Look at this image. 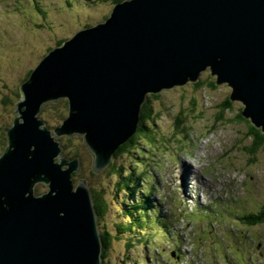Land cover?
Returning <instances> with one entry per match:
<instances>
[{
	"label": "water",
	"instance_id": "1",
	"mask_svg": "<svg viewBox=\"0 0 264 264\" xmlns=\"http://www.w3.org/2000/svg\"><path fill=\"white\" fill-rule=\"evenodd\" d=\"M209 70L264 134V0H127L51 50L21 86L0 155V264H102L93 190L58 137H83L104 172L135 134L149 94ZM68 99L54 129L45 105ZM39 184L48 192L37 193Z\"/></svg>",
	"mask_w": 264,
	"mask_h": 264
},
{
	"label": "rangeland",
	"instance_id": "2",
	"mask_svg": "<svg viewBox=\"0 0 264 264\" xmlns=\"http://www.w3.org/2000/svg\"><path fill=\"white\" fill-rule=\"evenodd\" d=\"M123 1L0 0V155L7 144L5 128L17 115L20 86L29 73L60 41L105 22ZM215 81L207 70L200 86L189 83L150 94L159 95L146 100L154 117V141L140 139L137 150L115 157L116 170L109 166L95 173L83 137L57 138L63 156L80 161L75 185L87 181L109 207L99 217L103 245L111 238L102 264H264V222L245 224L238 216L249 211L259 215L264 207V144L253 150L252 124L241 116L244 105L229 101L232 88ZM50 104L42 112L53 119L65 103ZM41 118L50 129L59 125ZM170 185L174 191L168 190ZM46 192V185L37 186L39 195ZM201 208L214 210L209 217L215 224L204 221L209 219L204 212L203 221L206 231L218 237L194 246L192 235L201 236L195 231ZM164 223L171 224L166 235ZM128 225L133 230L119 232Z\"/></svg>",
	"mask_w": 264,
	"mask_h": 264
},
{
	"label": "trees",
	"instance_id": "3",
	"mask_svg": "<svg viewBox=\"0 0 264 264\" xmlns=\"http://www.w3.org/2000/svg\"><path fill=\"white\" fill-rule=\"evenodd\" d=\"M64 41V40H63ZM63 41H60L58 44H62ZM51 50V49H50ZM49 50V51H50ZM32 72V71H31ZM30 72V73H31ZM30 73H29V76H30ZM29 76L27 77V79L29 78ZM202 83H197L198 86H200ZM215 87V85H214ZM150 97H155V98H158L159 95H150ZM149 97V98H150ZM65 101H60L58 103H65V107H60L56 113V115L53 117V119H50V118H46L45 114H46V111L45 112H42V115L44 118H46L48 120L49 123H53L54 126L58 125V124H61L62 121L65 119V116L67 115V109H68V102L66 99H63ZM230 101V100H229ZM49 106V105H48ZM46 105L45 108L48 107ZM51 106V104H50ZM44 108V110H45ZM229 107H225L223 108V113L226 112L228 110ZM152 115V110H151V106H150V99L145 103V105L143 106V109H142V119H141V123H140V126L138 128V131L136 132V134L131 137V139L124 145H122L116 152V158H119L121 157L122 155L124 154H127V153H130L133 150H137V145L139 144L140 142V139H146L147 141H150V142H153L154 141V138H152L151 136V130L153 129L150 125V123L154 120L151 116ZM248 121V120H247ZM250 134L251 136L255 139V144L253 146V150H256L259 146L263 145L264 144V134L262 133L261 130L259 129H256L253 125H251V131H250ZM110 168L111 169H114L116 170V164H115V160L111 163L110 165ZM123 181L126 182V180L124 179ZM122 182V180H121ZM126 185H130V183L126 182ZM93 195H94V200H95V206L97 208V211H98V215L99 217L101 216H105L109 210V207L106 203V201H104L103 199V195H101V193H97V191L94 193L93 191ZM261 213L258 215V213L256 212H250L248 214H241L240 215V219H243L244 223L246 224H250V225H253V224H260L262 222H264V207H262L261 209ZM203 216H200L199 219H201L202 221V225L203 227L202 228H199V230H195L197 231V236L198 234H201L200 238H196L194 237L193 238V243H194V246H197V243H202L201 239L202 238V235L205 237L206 235V241L205 242H209V244H211V241L212 240H215V238H217L218 234H214L213 236L211 235V230L209 229V231L207 230L206 231V227L204 226L205 225V220L203 221ZM207 221H212V219H206ZM164 229L162 230L163 234L166 235V233L168 231L171 230V224H163L162 226ZM121 229L119 230V232H123L126 228L129 229L130 231L133 230L129 225L127 227H120ZM208 233H210L209 235H207ZM236 234V233H235ZM108 234H104V236H107ZM210 236V237H209ZM109 238L108 239H105V243H104V253H103V256L104 255H107L108 253V249L110 248V236H108ZM200 241V242H199ZM220 241V240H218ZM204 242V243H205ZM213 246V245H212ZM105 257V256H104Z\"/></svg>",
	"mask_w": 264,
	"mask_h": 264
},
{
	"label": "bare ground",
	"instance_id": "4",
	"mask_svg": "<svg viewBox=\"0 0 264 264\" xmlns=\"http://www.w3.org/2000/svg\"><path fill=\"white\" fill-rule=\"evenodd\" d=\"M36 2H37V1H34V3H36ZM15 4H16V3H15ZM21 5H22V4H21ZM34 5H35V4H34ZM39 7H40V6H39ZM40 8H41V7H40ZM40 8H39V11H40V12L43 11V9H42V8L40 9ZM109 17H110V16H109ZM101 23H103V22H101ZM98 24H99V23H98ZM96 25H97V24H96ZM94 26H95V25H94ZM90 27H93V26H90ZM85 28H89V27H85ZM85 28H83V29H85ZM83 29H81V30H83ZM81 30H79V31H81ZM38 31H39V30H38ZM79 31H78V32H79ZM76 33H77V32H76ZM65 41H67V40H65ZM65 41H64V42H65ZM64 42H63V43H64ZM63 43H62V44H63ZM62 44H60V45H62ZM60 45H58V46H60ZM58 46H57V47H58ZM55 48H56V47H55ZM55 48H54V49H55ZM51 50H53V49H51ZM51 50H50V51H51ZM50 51H48L47 53L49 54ZM48 54H47V55H48ZM47 55H45V56H47ZM45 56H44V57H45ZM44 57H43V58H44ZM43 58H42V59H43ZM30 75H31V74H30ZM29 77H30V76H29ZM26 80H27V79H26ZM26 80H25V81H26ZM22 85H23V83L21 84V86H22ZM21 86H20V88H21ZM20 90H21V89H20ZM161 92H162V91H161ZM21 93H22V92H21ZM158 94H159V93H158ZM149 95H150V94H149ZM67 102H68V99H67ZM68 108H69V103H68ZM141 114H142V113H141ZM17 115H18V113H17ZM17 115H16V116H17ZM16 116H15V117H16ZM68 116H69V113H68V115L65 117V119H66ZM65 119H64V120H65ZM141 119H142V118H140L139 126H140V123H141ZM14 120H15V118H14ZM14 120H13V122H14ZM64 120H63V121H64ZM63 121H62V123H63ZM62 123H61V124H62ZM61 124H59V125H61ZM59 125H58V126H59ZM138 128H139V127H138ZM137 131H138V129H137ZM137 131H136V132H137ZM136 132H135V134H136ZM135 134H134V135H135ZM134 135H133V136H134ZM133 136H131V137H133ZM130 139H131V138H130ZM130 139H129V140H130ZM129 140H128V141H129ZM4 149H5V148H4ZM3 151H4V150H3ZM115 156H116V154H115ZM115 156H114L112 159H114ZM112 162H113V161H112ZM191 177H192V176H191ZM191 177L188 176V177H186V178H191ZM212 184H213V183H212ZM156 185H157V184H156ZM170 186H172V189H171V187H168V190L174 191V187H173V185H170ZM198 187H200V188L202 189L201 186H198ZM202 190H203V189H202ZM227 192H229V190H227ZM208 197H209V196H208ZM209 205H210V204H209ZM201 210H202V213H199V214L202 215V216H203L204 213H205V214H208L207 217H209V216H211V215L214 214V210H213V209L210 210V209H202V208H201ZM208 210H210V211H208ZM183 212H184V211H183ZM203 212H204V213H203ZM236 213H241V210L236 211ZM209 214H210V215H209ZM240 215H241V214H240ZM240 215H238L239 218H240ZM180 217H181V216H180ZM235 218H236V217H235ZM185 219H186V218H184V217H181V218H180V220H185ZM243 219H244V218H243ZM199 221L201 222L202 220H198L197 223H196V224H197L196 227H197L198 230H199V228H200V224H201ZM208 221H209V220H208ZM208 221L205 220V222H208ZM208 223H209V222H208ZM211 224L214 225L215 222L213 221ZM208 225H209V224H208ZM219 225H221V224L219 223ZM232 226H233V225H232ZM192 229H193V228H192ZM216 229H217V228H216ZM219 233L223 235L224 231H220ZM192 237L194 238L195 236L192 235ZM192 237H191V238H192ZM202 238H203V239H202L203 242L206 241V238H205L203 235H202ZM192 242H193V240L191 241V243H192Z\"/></svg>",
	"mask_w": 264,
	"mask_h": 264
},
{
	"label": "clouds",
	"instance_id": "5",
	"mask_svg": "<svg viewBox=\"0 0 264 264\" xmlns=\"http://www.w3.org/2000/svg\"><path fill=\"white\" fill-rule=\"evenodd\" d=\"M242 116V115H241Z\"/></svg>",
	"mask_w": 264,
	"mask_h": 264
}]
</instances>
